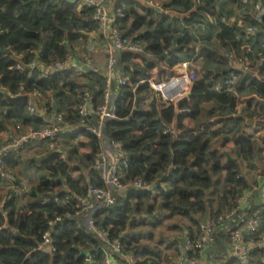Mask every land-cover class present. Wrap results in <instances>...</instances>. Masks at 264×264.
Returning a JSON list of instances; mask_svg holds the SVG:
<instances>
[{
    "label": "trees",
    "instance_id": "16d2710c",
    "mask_svg": "<svg viewBox=\"0 0 264 264\" xmlns=\"http://www.w3.org/2000/svg\"><path fill=\"white\" fill-rule=\"evenodd\" d=\"M217 1L219 0H200V3L195 4V0H172L171 3L165 4L166 9L173 10L174 6L180 7V12L174 9L175 15H161L162 19L160 20L150 18L147 21L148 29L141 33L140 30L146 21L141 19L134 10H130L129 13L121 10L125 15L121 26L126 25L130 15L134 16L129 30L139 32L132 41L143 46L144 53L136 55L131 52H122L120 54V69L130 78L132 87H119L116 90L113 101L117 106V119L107 120L103 127L104 134L111 140L121 143L123 150L128 155L122 164L123 178L126 180L143 179L146 184H151L156 179L161 182L163 174L166 173L167 177L162 179L165 189H158L157 194L162 202V207L169 212L170 217L188 218L195 231L205 215H208L210 219H216L223 214V212L214 211L212 197L216 194L215 190L218 186L213 180V176L224 169L220 156L208 152V140L187 134L183 120H195L200 114L201 106L214 101L225 106V112L235 115L233 118L237 120L234 122H241L243 116L248 117L249 111L247 103H245L243 108L246 110V115L242 114L245 112L241 108L236 113L237 107L243 104L241 98H238L237 92H242L248 86L251 93L264 98V81L258 80L242 70L237 71L224 56L225 53L231 51L235 52L237 56L245 54L242 47L247 45L250 52L246 55L256 61H260V58L264 59V42L262 44L258 42L264 40V11L261 13L260 19L251 17V13L254 12L253 3L260 1L264 10V0H251L247 9L242 7L240 0H235L239 2L240 11V6L242 7L244 27H251L255 30V35L250 41L245 40V28L238 27L235 22L227 24L221 22L223 18L229 21L230 16L223 14L224 11L216 10ZM207 17L213 18V22L207 23L206 30L199 34L208 33L212 29L211 25H215L218 28L216 38L226 52L221 55L217 51L208 53L210 50H207L205 57L202 56L201 60L207 67H211L214 63L218 68L224 67L223 73L214 77L211 74L207 76L205 73L202 78L196 80L188 97L179 102L176 107L165 108L154 98L149 102L148 112L139 108L137 105L139 99L145 94H150L146 81L151 79L148 70L154 66L152 62L161 61V64L166 65L165 70L158 74L157 79H154L164 81L175 74L172 69L180 62H197L198 60L196 55L188 59H178L172 55L171 49L175 48L173 47L175 35L172 34L176 33L172 28L176 23L173 24L171 20L178 18L183 22L184 34L177 41V45L182 44L177 51L183 52V48L186 49L198 34L190 35L187 26L200 24ZM249 19L251 20L249 21ZM168 21L172 23L169 24ZM95 26L91 19L90 7L84 6L80 11H77L76 3L71 0H0V108L8 109L6 112L0 113V125L2 121L11 119L21 120L26 126L37 127V121H39L37 114L29 116L26 106L10 107L5 99V94L15 95L20 86H23L26 92L38 90L41 95L52 91L54 107L59 111L63 106L66 108L63 97L66 95L64 89L68 85L69 70L57 72L47 79H41L36 70L29 72L26 69L24 71L14 69L17 63L14 55L22 54L24 65L33 59L31 53L33 51H38L40 60L45 63L62 61L72 51L71 48L66 50L63 43L73 44ZM259 26L260 28H258ZM123 35L125 38V32ZM8 49L10 52L5 53L4 51ZM186 50L190 52L189 49ZM257 53H262L263 56L259 58ZM145 54L149 56L147 59H143V62L147 61L146 68L137 69L135 60ZM217 59L221 61L220 64H218L219 62L216 64ZM160 67L157 65V68ZM257 67L260 72H264V60L259 62ZM241 74L245 78L240 81L239 85H243L247 81V86L244 89H239L238 83L233 82ZM210 76L213 77L214 83ZM86 79H94L97 84L96 89L87 90L92 96L94 107H96L101 99L104 80L101 75H89ZM217 83L223 89L233 87L234 91L231 93L213 91L212 87ZM133 87H135V92H132ZM263 111L264 104H261L256 111L249 112L252 116L251 119L261 117ZM67 114V120L72 123L79 122L75 109H72L71 112L67 111ZM171 123H176L178 135L175 138L162 134L163 124ZM78 135L88 140L93 159L98 150L97 139L83 130H80L78 134H71L70 137L75 138ZM244 142L246 143L243 148L248 152L251 145L248 141ZM18 158V156L10 155L5 159L6 167L10 170V167L16 165ZM51 161L52 163L49 165L51 173L48 178L43 176L39 185L33 189L31 202L21 209H16L13 201L4 203L6 215H0V227L5 225V228L0 230V264H102V254L99 251L101 242L89 229L83 228L80 223L74 220H65L53 228L54 252L49 253L38 249L41 235L48 229V221L56 215L72 211L75 207L74 198H69L68 202L66 201L63 205H57L54 202L42 205V196L58 194L59 199L64 202L68 195L65 192L60 193L57 186L61 187L62 184H66L75 195L84 196L89 185H100L97 175L93 171L95 178L87 187L81 188L72 180L66 170V163L58 159L56 153L51 155ZM60 178L62 181L59 180ZM224 185V190L228 185L231 190L222 192L223 199L226 201V196H235L233 210L238 206V198L248 188V183L237 171L236 163H229V168L225 171ZM125 196L126 199L123 201L118 197L113 207L99 210L94 214L96 227L107 230L112 240H120L123 252L126 251L125 247H129L130 244L125 246L121 232L126 228L132 212L139 210L151 195L147 191L130 190ZM134 200L137 203L132 206L131 202ZM260 219L261 227L259 233L254 236L255 240H261L258 236L260 231L264 232V210L260 213ZM233 221L232 226H239L235 223V219ZM194 235L192 230L189 237L193 238ZM263 256L264 249L254 251L250 264H264ZM151 264L153 263L151 262Z\"/></svg>",
    "mask_w": 264,
    "mask_h": 264
},
{
    "label": "built area",
    "instance_id": "2783aa9c",
    "mask_svg": "<svg viewBox=\"0 0 264 264\" xmlns=\"http://www.w3.org/2000/svg\"><path fill=\"white\" fill-rule=\"evenodd\" d=\"M76 3L78 0H71ZM84 6L91 9V19L95 23V27L101 36L105 39V63L103 70L95 66L89 58H85L82 69H78L82 75H101L104 80L102 95L99 104L94 107L92 96L89 91H84L75 106L79 122L76 123L78 131L83 130L92 134L98 141V150L95 153L91 168L96 173L99 180V186L89 185L86 195L77 196L64 184V188L59 192H65L68 196L64 202L59 199L58 194L43 195L41 204H49L51 202L57 205H63L68 202L69 198H74L75 207L72 211H66L61 215H56L47 223L48 229L41 235L38 243V249L54 252L52 230L53 228L65 220H74L80 223L81 219L86 220L87 229L101 242L100 252L102 254V264H114V258L122 257L124 255L123 245L120 240H112L107 230H102L96 227L94 221V214L99 210L113 207L117 198L123 194L125 195L130 190L147 191L151 196H156L158 189H165V184L162 179L167 177L163 174L160 180H155L151 184H146L143 179L126 180L122 176V164L128 157L123 150L121 143L108 138L103 131L104 123L107 120L117 119V106L114 103L116 89L119 87H132L130 78L120 69V54L122 52H131L136 55L144 53V48L141 45L134 43L132 40L124 38V31L121 28V21L125 18L121 10L114 14L107 8L109 0H81ZM142 2L148 9L161 15H168L165 7V2L162 0H137ZM251 0H240L243 8L247 9ZM195 4L200 3V0H195ZM253 10L256 13L263 11V6L260 1L253 3ZM213 20L209 17L200 22L187 26L190 35H196L203 32L207 28V23H212ZM222 23H233L230 20L223 18ZM239 25V26H238ZM238 27L245 28V40L250 41L254 35L255 30L251 27H244V25L237 24ZM242 50L246 53L250 52L247 45H243ZM7 51L10 52V49ZM33 59L27 64H23V55L15 54L17 63L14 69L24 71V69L31 72L36 70L39 72L41 79H47L51 75L69 70V65L73 61L74 55L69 54L64 60H56L51 63H45L40 60L38 51L31 52ZM237 54L233 51L224 54L225 58L234 66L238 67L244 73L264 81V72L258 69V63L264 59L262 53H257L260 61H256L248 55ZM255 61L257 62L255 64ZM175 74L164 81H156L148 79L150 93L152 97L157 99L165 108L176 107L179 102L186 99L190 90L196 82V72L198 67L193 61L180 62L176 67ZM144 82V81H142ZM113 86L115 87L113 89ZM213 91L231 93L234 91L233 87L222 88L217 83L212 87ZM135 92V87L132 88ZM49 94L52 91L48 92ZM11 97L26 96L28 101L26 105V112L29 116L37 114L35 102H43V95L38 90L26 92L23 86H20L15 95ZM52 98V96H51ZM42 112L48 115L49 124L40 125L37 127L26 126L24 132L18 136L11 138L7 144L0 148V180L9 183H16V176L5 165V159L10 155L18 156L22 150L30 144L31 141L36 140L46 145L49 152L55 153L58 149L59 134L66 133L73 129L74 125L67 120L63 112L57 110L53 104L50 106L43 104ZM239 109L236 110V113ZM162 134L177 137L176 126L174 123L163 124ZM64 157V156H63ZM62 159V158H61ZM259 180H264V170L257 176ZM158 185V186H156ZM56 193V192H55ZM247 192L238 198V206L233 209L228 215L221 214L216 219L206 218L205 223L200 222L193 238H187L183 246H179L177 256L173 260V264H197L199 255L209 246L216 242L219 234V228L222 222L227 218L229 225L226 228V234L229 237V243L232 248V258L238 261L239 264H250L251 255L254 251L264 249L263 240H255L254 236L258 233L261 219L258 212L253 213L245 221V226H232L234 222V215L241 208V204L247 197ZM264 207V205H263ZM6 215L4 211V202L0 201V215ZM5 228V225L0 227ZM89 262V260H88ZM129 262V261H128ZM129 264H132L129 262Z\"/></svg>",
    "mask_w": 264,
    "mask_h": 264
},
{
    "label": "crops",
    "instance_id": "0c3cea01",
    "mask_svg": "<svg viewBox=\"0 0 264 264\" xmlns=\"http://www.w3.org/2000/svg\"><path fill=\"white\" fill-rule=\"evenodd\" d=\"M131 1L135 2L137 0ZM138 2L139 4H142V2L137 1V3ZM226 3L230 2L228 0L217 1L215 4L216 10L223 11L221 7H225ZM234 4L236 5V3ZM76 5L77 11H80L84 7V4L81 0H78ZM126 5V0H109L107 8L112 12V14H114L116 11L125 8ZM237 11H239L238 17L233 15V13L230 11V21L243 25V17H241L240 10ZM223 14H226L225 10ZM251 15L253 19H257V17H259L258 13L256 12H252ZM211 19L213 20V18ZM128 26L129 23L127 24V27L123 28V30H127L129 28ZM211 27L212 29H210L208 33L206 32L207 35L205 38L209 39V33H213L214 39L210 42H204V48L202 50L203 54L197 52V49L202 46L201 41L196 42L195 38H193L192 43L187 46V48L190 50V54L196 55L198 53V55H196L198 56V60L197 62H194L196 66L201 60V57H205L207 50H210L208 53L217 51L221 55L226 52V50L220 46V43L216 38L218 28H216L215 25H211ZM138 33V31H135V34ZM175 34L176 33L172 35ZM98 35H100L99 32ZM136 36L137 35H135V37ZM90 38L92 39L91 41H89ZM80 40H84L90 44V46L93 48L94 55H78L75 52L77 51L76 47L70 51V54H73L74 58L69 65V74L67 78L68 85L64 89V91H66V95L63 97V102L66 108H63V106L60 110V112H63L66 116L68 115L67 111L63 109L67 110L68 105L69 107L75 109V106L80 99L79 95L74 94L75 92H77V94L79 93L78 87H76V85H83L85 88L88 85V80L86 77L89 75H82L78 70L83 68L82 65L84 64L85 58H89L95 66L100 68L101 71L103 70L105 63V39L103 36L100 35V38H94L91 37V33H88L87 38H80ZM258 42L259 44H262L264 40ZM97 48H99L98 50L101 51V56L97 55ZM135 61L136 63H140L138 58ZM201 62L202 64L200 63L199 71V76L201 78L203 77L201 74L204 75L205 72L207 76L211 74L214 77L222 74L223 70L225 69L224 67L218 68L213 64L211 67H207V71H204L205 69H203L202 65H205V63L203 60H201ZM197 67L199 70V66ZM235 68L237 71L240 70L238 67ZM172 71L175 73V67L172 69ZM210 77L212 81L213 77ZM244 78L245 77L241 74L233 80L234 83H238L239 89H244V87L247 86V81H245L243 85H239L240 81H242ZM75 80L76 82H73ZM212 83L214 82L212 81ZM243 91L237 92L238 98H241L243 102V104L239 105L237 109L241 108V110L245 112L246 110L243 107L245 106V103H247V110L249 112L256 111L259 105L264 104V98L257 96L255 93H250L248 86L247 89ZM53 96V93H46L43 95L42 103L40 100L35 102V107L39 118V121H37V126L50 123L48 115L42 112L41 108L43 104L48 106L53 104L54 106L55 101L53 100ZM152 99L154 98L151 97L150 101ZM71 104L72 106H70ZM224 107L225 106L214 101L203 104L201 106L199 116L195 120H183V126L187 134L207 139L209 142L208 152L220 156L221 164L224 170L213 176V180L218 184V186L215 190L217 191L216 194L212 197V207L214 211L223 212L225 215H228L231 212L235 204V196L233 195L226 196V201L223 199L224 194L222 192L225 190H231L229 185L224 190L225 171L227 168H229V163H236L238 173L248 183V188L245 189L243 193L247 192L248 194L241 204L239 212L234 215L233 218L235 219L236 224H238L240 227H244L248 215L254 211L260 214L264 210V180H259L257 178V176L264 170V111L261 117L259 116L258 118L251 119V113L248 112V117L243 116L241 118V122H234L237 120L233 118L235 115L226 113ZM6 110L8 109L0 108V113L6 112ZM223 113L226 115L221 116ZM242 114L246 115V112ZM69 116L71 117V115ZM73 124H75L73 129L68 130L66 133L59 134V145L57 152L55 153L58 156V159L62 158L61 160L66 163V170L71 176L72 180L82 188L84 186L87 187L91 183V181L95 178V173L91 168L92 153L88 145V140L81 135H78L75 138L70 137L71 134L79 133L76 123ZM0 127L2 129L0 131V148H2L7 144L9 139L14 138L24 132L26 125L23 124L21 120L6 119L1 122ZM68 138L71 139L69 142L73 143L71 145L75 146V150L77 152V154H74L71 157L68 155V147L65 148L63 146L64 141ZM244 141H248L251 145L248 152H246L243 148L244 143H246ZM51 155H53V153L47 150L44 143L36 140L31 141L30 144L26 146L18 155L19 158L16 161V165L12 168L10 167V171L16 176L17 182L9 183L0 180V201L4 203L6 201H13L14 207L16 209H21L31 202L33 200V189L39 185L40 179L43 176L48 178L49 174L51 173L49 169V165L52 163ZM83 156H88L90 161L87 162ZM59 180L62 181L61 178ZM63 188L64 184H62L58 190H62ZM125 195L121 194L118 199L121 201L125 200ZM157 197V195L150 196L148 200L144 201V204L139 210L133 211L130 215L126 228L123 232H121V236L124 237L125 246L126 244H130V246L125 247L126 251H124L123 258L115 256L114 264H129V262L132 264H151V262L153 264H173V260L178 254L179 246H183L184 241L187 238H190L189 236L192 230L193 234H195V229H191L194 227L188 218L180 216L170 217L169 212L162 207L160 198ZM131 203V205L134 206L137 201L134 200ZM155 210L160 211V213H156ZM154 214H156V216ZM176 218L179 219L175 220ZM203 218L209 217L208 215H205ZM173 220L174 222H172ZM164 222L172 223H168L169 225H166ZM80 225L83 228L86 227L87 229L86 220L81 219ZM228 225L229 221L227 218H225V220L220 225L217 241L214 245L207 247L199 255L197 264H239L238 261L232 258L233 251L226 234V228ZM161 226L166 227L160 230ZM154 227L155 230L153 231L152 228ZM148 230H151V234H149V240L142 241L141 238ZM258 237L264 241V232L260 231ZM182 241L183 245L181 243ZM262 261L264 262V256L262 257Z\"/></svg>",
    "mask_w": 264,
    "mask_h": 264
},
{
    "label": "rangeland",
    "instance_id": "374dc122",
    "mask_svg": "<svg viewBox=\"0 0 264 264\" xmlns=\"http://www.w3.org/2000/svg\"><path fill=\"white\" fill-rule=\"evenodd\" d=\"M163 2H165V4L166 3H171V1L172 0H162ZM239 1V0H238ZM263 1V0H262ZM133 1H131V0H126V6H125V8H123L122 10L124 11V12H127V13H129V11L130 10H134L139 16H140V18L141 19H144V21H146V24H144L143 25V27H142V29L140 30V33L142 32V31H144V30H147L148 29V25H147V21L150 19V18H156V20H160V19H162V17H161V14H158V13H154V11L153 10H151V9H148L147 7H145V6H143L142 4H139V2L137 3V1H135V2H133ZM229 2H231V3H226L225 4V7H221V9L224 11L225 10V13L226 14H228L229 16H230V11H231V13H233V15H236L237 17L239 16V11H237V10H240L239 8H238V5H239V2L238 3H236L237 1H235V0H229ZM264 2V1H263ZM234 3H236V5L234 4ZM240 8H241V11H240V14H241V17L243 16L242 15V7L240 6ZM173 10H171L170 8L167 10L168 11V15H173L174 14V12H175V10L176 11H178V12H180V7H175L174 6V8H172ZM175 9V10H174ZM174 11V12H173ZM264 11V10H263ZM262 11V12H263ZM261 12V13H262ZM154 13V14H153ZM237 13V14H236ZM261 13H258V15H259V17H257V19L259 18L260 19V16L262 15ZM147 17V18H146ZM149 17V18H148ZM153 19V20H154ZM169 20V19H168ZM251 19H249V21H250ZM134 21V16L133 15H130L129 16V18L127 19V22H126V25L125 26H123L122 25V29L123 28H125V27H127V24L129 23V26L128 27H130V24H132V22ZM171 21H173V24H175L174 25V27L172 28L173 30H175V32L177 33V34H175V36H174V42H173V47H175V48H173V49H171V53H172V55L174 56V57H176V58H178V59H188V58H191L193 55L192 54H190V52L188 51V50H186V49H188V48H183L184 49V51L183 52H178L177 50H179V46H181L182 44H179V45H177V41H179L180 39H181V37H182V35L184 34V28H183V22L180 20V19H178V18H176V19H172ZM171 21H168L169 22V24H171ZM168 22H167V24H168ZM239 26V25H238ZM258 28H260V26L258 27ZM262 28V27H261ZM169 29H171V27H169ZM178 31V32H177ZM88 33H91V37H96V38H100V35H98V31H97V29H96V27H94L90 32H85L84 34H83V36L81 37L82 39H84V38H87V35H88ZM139 34V33H138ZM138 34H135V31H130L129 30V28L125 31V38H126V40H132V39H134L135 38V35H138ZM210 35H209V39H206L205 38V36L207 35V33L205 34V33H203V34H197V36H195L194 38H195V41L197 42V41H201V45L202 46H200L197 50V52L198 53H202V50H203V48H204V42L205 41H207V42H210V41H212L213 39H214V34L213 33H209ZM137 37V36H136ZM197 37V38H196ZM198 39V40H197ZM92 39L90 38V40L89 41H91ZM63 46L65 47V49L67 50H69V48H71V49H74L75 47H76V49H77V51H75L78 55H80V54H89V55H94V53H93V48L90 46V44L88 43V42H86V41H81L80 39L79 40H77L76 42H74L73 44H68V43H66V42H64L63 43ZM182 47H184V46H182ZM99 48H97V50H98ZM196 52V53H197ZM198 53L196 54V55H198ZM203 54V53H202ZM202 54H199V55H202ZM97 55H102L101 54V51H99L98 50V52H97ZM149 56H147L146 54L145 55H142V56H139V58H138V60L140 61V63H137V69H144V68H146V63H147V61H144L143 62V59H147ZM206 62V61H205ZM216 62V64L218 63V64H220L221 63V61L219 60V59H217V61H215ZM222 62H225V61H222ZM153 63V67L151 68L150 67V69L148 70V74L151 76V78H153V79H157V76H158V74L159 73H162V71L163 70H165V68H166V65L165 64H161V61L160 62H158V61H154V62H152ZM200 63L202 64V62H201V60L198 62V64H197V66H199V70H197V72H196V78H197V80H199L201 77L199 76V71H200ZM215 64V63H214ZM225 64V63H224ZM157 65H160L161 67L160 68H157ZM222 65H223V63H222ZM203 66V69H205L204 71H207V66H206V64L205 65H202ZM162 69V70H161ZM206 73V72H205ZM201 76H203V74H201ZM72 82V81H71ZM73 82H76V80L75 81H73ZM76 87H78V94H77V92H75L74 94H76V95H79V96H81L82 95V93L84 92V91H87L86 89H90V88H97V84H95V80L93 79V80H88V85L86 86V88H85V86H83V85H76ZM251 93V92H250ZM151 97H152V95H151V93L149 94H145L142 98H140L139 99V101H138V107L139 108H141L142 110H145V111H147L148 112V110H149V102H150V99H151ZM70 106H72V104L70 105ZM67 111H69V112H71L72 111V107H69V105L67 106ZM61 110V109H60ZM64 110V109H63ZM66 111V110H65ZM251 113H252V111H250ZM227 113V112H226ZM255 114V113H254ZM226 114L225 113H223L221 116H225ZM263 117V116H262ZM193 136H195V135H193ZM69 140H71L70 138H68L67 140H65L64 141V143H63V146L66 148V147H68V155L71 157L72 155H74V154H77V152H76V150H75V146H72L71 144H73V143H71V142H69ZM58 145H59V143H58ZM75 145V144H74ZM70 157H69V160H70ZM83 158L87 161V162H89L90 160V158H88V156H83ZM57 188H59L58 186H57ZM158 198V197H157ZM161 206V205H160ZM160 210V209H159ZM152 211V210H151ZM155 212L157 213V212H159L160 213V211H158V210H155ZM154 212V213H155ZM155 216H156V214H154ZM179 218H176L175 220H178ZM180 219H182V218H180ZM161 222H163L162 220H160ZM172 222H174V220L172 221ZM172 222H164L166 225H169L168 223H172ZM166 226H161V228H160V230H162V229H164ZM84 228H86V227H84ZM149 228H151V227H149ZM153 229V231L155 230V227L154 228H152ZM191 229H193V228H191ZM159 230V231H160ZM159 233H161V232H159ZM149 234H151V230H148L144 235H143V237L141 238V240L142 241H146V240H149Z\"/></svg>",
    "mask_w": 264,
    "mask_h": 264
},
{
    "label": "water",
    "instance_id": "95a60500",
    "mask_svg": "<svg viewBox=\"0 0 264 264\" xmlns=\"http://www.w3.org/2000/svg\"><path fill=\"white\" fill-rule=\"evenodd\" d=\"M5 53H9V51H4ZM115 87L113 86V89ZM5 99L6 101L8 102V104L11 106V107H25L27 105V97L26 96H20V97H11L10 95L8 94H5ZM64 182V181H63ZM206 221V218H203L201 220L202 223H205ZM182 245H183V241L181 242Z\"/></svg>",
    "mask_w": 264,
    "mask_h": 264
}]
</instances>
